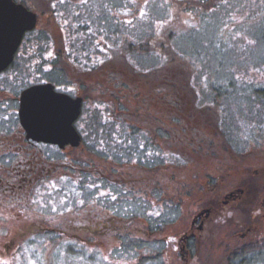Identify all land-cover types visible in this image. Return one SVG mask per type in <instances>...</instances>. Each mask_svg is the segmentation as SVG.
Returning a JSON list of instances; mask_svg holds the SVG:
<instances>
[{
	"label": "rangeland",
	"instance_id": "374dc122",
	"mask_svg": "<svg viewBox=\"0 0 264 264\" xmlns=\"http://www.w3.org/2000/svg\"><path fill=\"white\" fill-rule=\"evenodd\" d=\"M24 1L38 13L35 31L26 41L28 45L35 46V53H41L43 57L56 53L60 69L57 71L61 72V77L72 83V87L86 88L84 117L78 124L83 140L81 137L77 148H69L60 154V157L63 155L67 158L65 164L77 163L80 168L81 165H90L91 169L108 171V175L113 172L112 176H118L119 180L134 182L129 186L131 199L142 191L148 194L147 200H151L155 191L158 192L155 195L164 199L166 195L173 194L171 200L177 204L179 217L159 236L167 246L164 254L166 264H227V257L238 247L261 241L264 243V217L258 219L259 213L254 211L258 194L264 188V144H260L259 133L244 122L253 115L249 109L251 104L239 99L247 93L245 86L230 92L221 87L231 76L237 82L234 88L248 84L253 96L254 88H264V40L260 37V21H255L264 18V0H227L226 4L224 0H209L203 8L207 14L200 16L201 19L199 8L202 7L195 3L196 0H189L187 6L181 4L182 0H88L87 4L81 3V0H64L63 3L61 0ZM194 4L196 8L189 7ZM141 10L146 12L144 17L140 16ZM125 12L128 14L125 15ZM64 42L69 55H75L74 63L91 66L112 55L115 56L114 65L91 72H84L85 67L74 68L66 62L67 58L62 53ZM250 46L252 48L247 52ZM215 47H222L225 56ZM172 48L183 58L176 52L175 55ZM29 51L27 53H32V50ZM16 64L20 74L33 72L31 68L26 69L20 59ZM168 64L172 66L167 68ZM165 65L168 75L183 74L191 81L190 84L185 79L183 83L188 80V87H194L199 94V103L210 102L215 108L216 100L224 101L229 117L220 126L233 132L229 135V141L234 149H222L221 146L212 149L218 145L217 140L209 149L211 154H200L198 149H194V153L198 154H190L188 162L181 164V167L160 165L149 168L147 172L143 171L147 167L138 162L130 167L124 165L123 159H128L132 151L139 157L141 154L144 156V152L140 154L136 151L141 138L128 129V119L148 123L140 127L144 132L151 135L159 133L157 129L160 123L153 122L152 117L160 120L162 113L161 108L157 110V103L168 96L165 90L159 89L158 82L149 78H153L154 71ZM147 73H151V76L141 78L142 74ZM213 87L219 88L214 90ZM188 91L187 95L194 94L189 88ZM178 92L188 98L184 96L183 88H179ZM183 112L190 113L186 110ZM221 113L222 117L226 115L224 111ZM90 115L92 117L89 118ZM162 127L166 129V122ZM196 142L192 138L191 144ZM177 147L168 150H180ZM105 149L115 153L118 164L104 157ZM151 155L147 157L151 158ZM57 174L59 188L70 178L64 166ZM240 189L245 194L236 201L230 202L223 197L233 191L238 194ZM31 200L26 203L28 209L20 212L9 209L0 214V261L15 264L16 259L23 263L25 257H33V251L26 247L28 240L35 237V256L41 259L38 264H53L51 258L56 248L59 247V255H62L64 249L60 246L63 241L73 237L85 245L89 241L86 250L102 256L105 263H126L127 260L112 261L110 245L106 246L108 237H104L106 233H95L94 223L99 219L98 213L91 211L77 216L75 210L74 213L72 210L66 211L61 203L64 201L62 196L49 201L45 195L42 198L44 208L32 204ZM52 207L57 211L53 212ZM207 209L211 213L204 228L203 224L198 225L203 229L195 228L196 255L191 257L186 248L182 250L180 237L193 228L196 213ZM32 221L35 222L34 235L28 233L34 229ZM50 226L59 231L52 233V239L44 243L38 241L39 236H45L41 232ZM246 227L251 231L246 233ZM18 249L29 252L26 251L25 255L24 252L15 253ZM67 261L68 258L62 257L54 264H67ZM129 264L135 263L132 261Z\"/></svg>",
	"mask_w": 264,
	"mask_h": 264
},
{
	"label": "flooded vegetation",
	"instance_id": "af4514ba",
	"mask_svg": "<svg viewBox=\"0 0 264 264\" xmlns=\"http://www.w3.org/2000/svg\"><path fill=\"white\" fill-rule=\"evenodd\" d=\"M13 1L16 4L25 6L29 11L36 13L37 26L38 13L35 11V8L27 4L24 0ZM36 26L23 35L17 51L14 54L13 61L0 72V214L9 209H16L18 212L22 209H28L29 205L26 203L32 198H36L34 189L40 188L41 190H44L41 185H46L50 181L56 182V177L58 176L57 172L64 166V170L67 171L70 179L66 180V183H61V186H59V192L54 191L52 200L62 196L67 204L65 210L68 211V209H71L73 213L75 210L77 216H81L91 211L98 213L99 219L94 223L96 234L101 235L103 233L107 234L115 232L120 228L118 222L115 221V218L118 216V195L116 192L111 193V195L117 197L115 200L112 199L111 205L109 204V201L105 199L107 195L99 197V193L101 191L106 192L103 179H105L107 183L115 181L118 184L120 181L119 177L112 176V174L114 175L113 172H110L109 176L108 173H106L108 171L104 169H91L90 165H81V168L77 163H72V165L69 163L70 165H66L65 162H67V158L63 155L60 157V154H63V152L69 148L75 149L77 147L66 145L64 148H60L53 143L41 142L36 139L34 140L31 137L29 138L21 124L19 113L23 91L33 86L50 84L53 85V90L55 92L65 94L74 99L79 98L82 100L81 112L77 120L74 122V126L83 140V135L78 128V124L84 117L83 111L87 97L86 88L72 87V83L61 77V72L57 71L60 69H58V55L56 53L53 52L51 55L43 57L40 55L41 53H35V46L32 47V45H28L26 42L27 38H31L30 36L35 31ZM33 42H35V39ZM64 46L62 53H64L67 58L66 62L77 69L85 67L86 70H83L84 72H91V70L98 71L104 69V66L109 67L111 65V67H113L114 65L115 56L112 57V55H107L105 58L100 59L97 64L91 66L79 65L74 63L75 55H71L73 58L69 55V50L66 48L65 42ZM29 49L32 50V53H27L30 52ZM33 57L36 59L34 62ZM19 59L23 64H26H24L26 69L31 68L33 72H29L27 75H25V72L23 74L18 73L16 63ZM72 63L75 65L77 64L76 67ZM115 73L113 74L115 75ZM115 77L117 76L115 75ZM161 101L166 103L168 99L163 98ZM178 101L181 105L187 106L186 109L183 107L180 108V114L183 121L180 125L179 131L182 136L185 135L186 137L198 138L202 136H211L214 133L213 130L209 131L198 127L197 122H199V120L196 114H194L196 109L201 105L199 104L198 99L183 97L178 99ZM183 110L189 111L192 114L183 112ZM5 116L8 118L5 119ZM90 117H92V115H90L89 118ZM194 149L195 148L192 149L190 146L178 151L173 150V152H169L168 149H162L163 154L160 153L162 158L161 165L166 167L174 162L173 159H176L177 162H182L181 164L186 163L188 162L187 158L189 159L188 156L190 154L195 155ZM57 152L59 153L58 155L56 154ZM131 156L132 158L130 159L131 163H129V167L136 164L134 151L131 152ZM104 157L107 158L108 161L118 164V160H116L114 154L104 152ZM87 175L95 176L96 180L93 181L92 179H89L90 177H86ZM63 180L64 179H61V181ZM128 183L132 186L131 183L134 182L128 180ZM93 185L98 187L94 188L92 187ZM238 191V194L237 191H233L223 197L230 202L236 201L241 198L240 195L244 194L243 190L240 189ZM258 196L257 207H255L254 211L259 213L258 219H260L264 217V188H262V192L258 194ZM97 197H99V199H97ZM81 200L84 201L83 204L80 203ZM7 203L10 204L7 205ZM210 207H214V205ZM205 213L207 214L206 216ZM210 213L211 211L208 209L205 212L200 210L196 213L193 217V228L180 237L182 250L185 249V245L188 241L197 240V230L195 228L200 224H203L202 227L204 228L209 219ZM32 222L34 229L28 233L34 235L35 222ZM203 228L198 226V230ZM58 231V228L50 226L46 227L41 233L56 234ZM248 231L251 230L246 227V233H248ZM76 232L78 233L81 231ZM244 237H246V235H244ZM24 250L18 249L15 253L21 254ZM16 261L17 259L15 260V263Z\"/></svg>",
	"mask_w": 264,
	"mask_h": 264
},
{
	"label": "trees",
	"instance_id": "16d2710c",
	"mask_svg": "<svg viewBox=\"0 0 264 264\" xmlns=\"http://www.w3.org/2000/svg\"><path fill=\"white\" fill-rule=\"evenodd\" d=\"M182 1L183 3L181 4H184V6L190 4L187 3L189 0H182ZM207 2H209V0L195 1L197 5L202 7V9L199 8L200 9L199 18L200 16L204 17L205 14H207L203 11V8H205V4ZM189 7L193 9L196 8L197 6L194 4V6L189 5ZM255 21H260L259 25L262 29L260 30L262 33L260 37L264 40V18ZM251 46L250 48H248V50H246L247 52H250V49L252 48ZM217 49L218 51H220L222 55L225 56L222 47H219ZM173 50L175 49L174 48L171 49L173 53L176 52L180 55L181 58H183L181 53H179L176 50L175 51ZM221 64H222L221 66H223V62H221ZM170 66L172 65L168 64L167 68H169ZM167 68L166 65L160 67L159 69L154 71L153 73L154 76H152L153 78H149V80L151 81L158 82L159 89L165 90L168 96L167 97L168 101L166 103L163 102L162 104L161 100L159 101V104L157 103L158 105L157 110L161 108L160 112L162 113L160 120L158 119L156 120L155 118L152 117L153 122L159 121L160 123V128L157 129V132L159 133L151 135L148 132H144L140 127H144L146 126V124L148 125V123H143V121H139L138 119H134V121L128 119V122H126L128 129L132 130L134 135H138L139 138H141V141L139 140L140 146H137L136 151L140 154L144 152L143 153L144 156H142L141 154V156L139 157L134 151L135 158H136V162H138L140 165H145V167H147L143 169V171H147V172H149L148 171L149 168L153 169L152 167H157L162 164L160 149H166V148L169 149L170 147L176 145L178 146L177 148L179 149H183L187 146H190L192 147V149L193 148L198 149V153L200 152V154L202 152L206 154L208 153L211 154L209 149L210 147L213 146V144H215L217 140H219L218 145L217 146L215 145L216 147L212 149H217L218 146H221L222 149H234L232 148L229 141V135L233 134V132L231 133V130H224L220 126V123L222 121L223 122L228 121L226 120V117H229L227 107L226 105H223L224 101L221 102L222 100L215 99L216 100L215 108H213V105L210 104V102L205 103L204 105H202L200 102L199 103L201 104L200 107H198L194 112L200 123L198 127L204 130H209V129L211 131L213 130L214 133L211 136L210 135L202 136V137H198V139L194 138V140H197V142L191 144L192 138L189 140L188 139L189 137H186L185 135L182 136L180 134L179 131L180 125L182 124L183 121V118L180 114L181 113L180 108L184 106L181 105L180 102L178 101V99L183 98V94L181 95L178 92V89L183 88L185 92L184 96H188V98L199 99L198 98L199 94L195 91L193 86L189 85L188 87L187 83L189 79L185 75L183 74L168 75L166 71ZM150 76L151 73L142 74L141 78H148ZM231 78H232L231 76L228 77V79H226L225 81L226 83L221 87L224 88L226 91L230 92L233 89L235 90L245 86L247 93L242 95V98L239 99H241L242 101L244 100V102L251 104L249 109L250 112L253 113V115L251 119L248 117V119L250 120L246 119L244 122H247L248 126L252 127L255 132L259 133V135L261 136L259 140H260V144L262 145L264 144V135H263L264 88L262 87L254 88L253 92H255V95L253 96L251 91V86L247 84L248 82L246 83L247 85L237 86L236 88H234L237 82L233 78H232L233 80ZM185 79L188 80L185 83H183ZM149 80H146L145 82H149ZM188 88L193 90L194 94L190 93L189 95H187L186 92H189ZM218 88L219 87L217 88L213 87L214 90ZM217 101H219V103H217ZM223 111L224 113L226 112V115L224 117H222L223 114L221 113ZM189 114L192 113L190 112ZM165 122H166V131L163 130L164 126L162 127V125ZM143 135L146 136L144 137ZM160 138H161V142H159ZM141 145H143V147H141ZM202 146L208 149L205 150L204 148H202ZM257 148H259V146ZM92 149L95 148L92 147ZM154 150L156 152H154ZM103 152H107L109 154H115L112 151H107L106 149ZM233 153L235 154L236 152L233 151ZM149 154L150 155L152 154L151 158L147 157V155L149 156ZM129 155L130 156H128V159L127 158L123 159L124 165L125 164L129 165V163H131L130 160L132 158L131 152L129 153ZM235 155L240 156V154H235ZM115 158L117 159L116 156ZM173 161L174 162L170 163L167 167H181L182 162L179 161L177 162L176 159H173ZM254 173L256 174L255 171ZM86 177L92 179L93 181L96 180L95 176L92 175H87ZM103 182H104V188H106L105 190L106 192L108 190V193L116 192L118 195V205H119L118 216L115 218V221L118 222L120 228L115 232L107 233L104 235V237H108L106 246L108 247L110 245L109 250H111V256H110L111 260L112 261L127 260L125 264H129V262L132 261L135 264H166L164 254L166 252L167 246L165 244V240L161 239L159 236L162 234V232L165 230L167 226L173 224L179 217L178 214L179 209L177 207V204L175 203V201L171 200L173 198L172 196L174 195L172 194V196H169L171 194H168V196L166 195L164 199L159 195H155L158 193L157 191H155V194L151 195V200H147V198L149 197L148 194L142 191L141 193H137L134 199H131L130 198L131 193L129 191L130 184L128 183V180L126 179H124V181L120 180L118 184L115 181L113 182L111 181L110 183H107L105 179H103ZM245 191H246V187H245ZM105 199H107L109 201V204L112 205L111 195H107ZM156 212H159V215H156L155 214ZM149 213L152 214L149 215ZM78 233L82 234V232H78ZM42 235H45L44 238L43 236L41 237L39 236L38 239V241L42 243L48 241L47 239L49 240L52 239L53 237L52 233H43ZM89 244H90L89 241L86 245L84 244L83 241L77 242V240L73 237L69 239H65V241H63V244L60 246L64 249V253H62V255H59L60 250L59 247H57L56 253L54 256H52L51 261H53L54 264L56 260L60 261L62 257H64V259L68 258L67 264L68 263L109 264V263H105L104 258L102 256H99L97 253L88 252L86 250V247ZM195 245L196 242L192 240L188 241L185 245L186 246L185 248L191 257H194L196 255ZM26 249H28L29 251H33V257L36 258L38 261L41 260L39 257L35 256V237L30 238L28 240ZM26 249L24 250L23 253L24 255L25 252L28 251ZM263 250H264L263 241H261L260 243L258 242L256 244H246L244 246L238 247L231 253L230 256L227 257V264H253L254 261H257V263L259 264H264ZM28 258L29 257H25L23 263H21L20 260L17 259L15 264L27 263Z\"/></svg>",
	"mask_w": 264,
	"mask_h": 264
},
{
	"label": "water",
	"instance_id": "95a60500",
	"mask_svg": "<svg viewBox=\"0 0 264 264\" xmlns=\"http://www.w3.org/2000/svg\"><path fill=\"white\" fill-rule=\"evenodd\" d=\"M35 25V13L13 0H0V72L11 64L23 35ZM81 104V99L57 93L50 84L23 91L19 115L27 137L60 148L78 147L81 136L74 122Z\"/></svg>",
	"mask_w": 264,
	"mask_h": 264
},
{
	"label": "snow or ice",
	"instance_id": "6c2138e0",
	"mask_svg": "<svg viewBox=\"0 0 264 264\" xmlns=\"http://www.w3.org/2000/svg\"><path fill=\"white\" fill-rule=\"evenodd\" d=\"M64 0H61V3H63ZM81 3L83 4H87L88 3V0H81ZM224 3L226 4L227 3V0H224ZM53 7H55V5H53ZM78 14V13H77ZM125 15H127L128 13L125 12L124 13ZM146 15V12L141 10L140 11V16L141 17H144ZM128 23H131V21H128ZM190 27H194V25H189ZM251 42V41H250ZM51 55V54H49ZM5 119H7L8 117L5 116L4 117ZM107 122V121H106ZM141 147H143V145H141ZM63 179V178H62ZM41 187L44 189V191L42 192L40 188H36L34 189V193H35V196L36 198L35 199H32L31 200V203L32 204H36V205H39L40 207H43L44 204L42 203V198L46 195L49 199V201H51L52 199V196H53V192H59L60 189L57 187V183L55 181H50L48 184L46 185H41ZM92 187L96 188L98 186L96 185H93ZM106 195H111V193H108V192H103L101 191L99 193V197H103V196H106ZM99 197H97V199H99ZM117 197L115 195H111V199L115 200ZM61 203L67 207V204H66V201H61ZM81 204L84 203L83 200L80 201ZM53 212L57 211V209L55 207H52L51 209ZM69 211L71 209H68ZM63 213H61L62 215ZM152 213H149V215H151ZM156 215H159V212H156L155 213ZM0 264H6V262L4 261H0ZM27 264H38V260L35 259V258H32V257H29L28 260H27Z\"/></svg>",
	"mask_w": 264,
	"mask_h": 264
}]
</instances>
